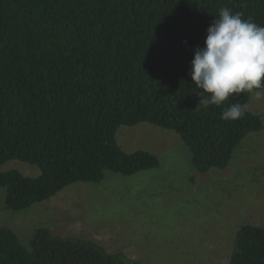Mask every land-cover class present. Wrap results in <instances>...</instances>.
<instances>
[{
	"label": "trees",
	"instance_id": "16d2710c",
	"mask_svg": "<svg viewBox=\"0 0 264 264\" xmlns=\"http://www.w3.org/2000/svg\"><path fill=\"white\" fill-rule=\"evenodd\" d=\"M222 7L264 26V0H0V168L14 159L40 168L34 176L0 171L6 208H30L107 171L158 167L157 154L119 144L122 125L172 129L199 172L226 168L264 125L248 107L237 120L221 119L251 94L197 108L191 62ZM0 264L142 263L47 226L28 245L0 226ZM230 264H264V226H240Z\"/></svg>",
	"mask_w": 264,
	"mask_h": 264
},
{
	"label": "rangeland",
	"instance_id": "374dc122",
	"mask_svg": "<svg viewBox=\"0 0 264 264\" xmlns=\"http://www.w3.org/2000/svg\"><path fill=\"white\" fill-rule=\"evenodd\" d=\"M248 108L264 125V100ZM127 151L157 154L160 165L132 175L107 171L100 182H75L27 209L6 208L0 188V226L13 228L28 245L36 228L98 241L142 264H230L236 235L246 223L264 226V126L249 133L223 169L199 172L176 131L142 122L122 125ZM38 175L39 166L18 159L0 171Z\"/></svg>",
	"mask_w": 264,
	"mask_h": 264
},
{
	"label": "clouds",
	"instance_id": "9594fccd",
	"mask_svg": "<svg viewBox=\"0 0 264 264\" xmlns=\"http://www.w3.org/2000/svg\"><path fill=\"white\" fill-rule=\"evenodd\" d=\"M207 29L205 46H197L192 60V83L201 91L199 107H220L230 96L251 94L264 100V26L243 14L222 7ZM247 104L233 103L221 113L237 120Z\"/></svg>",
	"mask_w": 264,
	"mask_h": 264
}]
</instances>
